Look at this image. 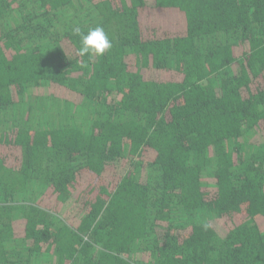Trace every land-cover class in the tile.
<instances>
[{"label":"trees","instance_id":"trees-1","mask_svg":"<svg viewBox=\"0 0 264 264\" xmlns=\"http://www.w3.org/2000/svg\"><path fill=\"white\" fill-rule=\"evenodd\" d=\"M0 264H264V0H0Z\"/></svg>","mask_w":264,"mask_h":264},{"label":"clouds","instance_id":"clouds-1","mask_svg":"<svg viewBox=\"0 0 264 264\" xmlns=\"http://www.w3.org/2000/svg\"><path fill=\"white\" fill-rule=\"evenodd\" d=\"M72 33L80 37L81 46L77 49L78 56L95 55L99 57L112 47L110 39L100 26L89 29L87 33L82 32L81 28L76 26L72 29Z\"/></svg>","mask_w":264,"mask_h":264}]
</instances>
